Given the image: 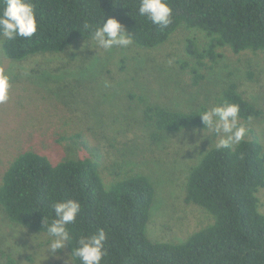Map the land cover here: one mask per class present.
I'll return each mask as SVG.
<instances>
[{
  "label": "trees",
  "instance_id": "trees-1",
  "mask_svg": "<svg viewBox=\"0 0 264 264\" xmlns=\"http://www.w3.org/2000/svg\"><path fill=\"white\" fill-rule=\"evenodd\" d=\"M39 28L31 38L0 37L5 56L24 61L39 54H59L100 26L103 17L116 18L134 37L133 43L154 49L167 43L180 29L201 32L189 39L187 53L193 59L183 68L193 74L198 86L205 76L206 60L222 57L219 50L234 53H264V0H168L172 23L153 25L139 15L140 0H33ZM87 25V27H85ZM223 101L240 106V121L262 117L263 112L228 85L213 100L192 111H178L146 104L144 120L154 129L152 139L205 126L199 114ZM264 188V145L247 133L244 141L230 148L213 147L191 168L186 202L206 210L213 223L183 243H160L149 239L147 229L155 203L154 183L134 174L112 183L103 178L91 159L66 160L53 164L36 152L19 155L7 170L0 188V206L9 220L47 235L45 217L55 218L52 205L78 200L81 211L69 225L73 236L69 253L81 235L103 228L108 239L102 264H264V214L259 192ZM72 264H81L72 257Z\"/></svg>",
  "mask_w": 264,
  "mask_h": 264
},
{
  "label": "rangeland",
  "instance_id": "rangeland-1",
  "mask_svg": "<svg viewBox=\"0 0 264 264\" xmlns=\"http://www.w3.org/2000/svg\"><path fill=\"white\" fill-rule=\"evenodd\" d=\"M205 43L201 32L178 30L164 45L145 49H94L79 40L59 54L24 61L8 59L0 42V69L11 75L10 100L0 105V188L14 160L32 151L53 164L91 159L106 182L134 174L147 176L156 198L147 229L149 239L183 243L213 223L203 208L186 202L191 168L216 145L214 133L190 129L152 139L143 118L146 104L178 111L212 106L223 89L235 84L262 110L259 119L240 121L264 145V53H234L225 47L217 63L206 60L198 86L189 39ZM110 86H105V84ZM247 136V135H246ZM264 214V188L259 192ZM49 237L9 220L0 206V264H72L67 247L47 253Z\"/></svg>",
  "mask_w": 264,
  "mask_h": 264
},
{
  "label": "clouds",
  "instance_id": "clouds-1",
  "mask_svg": "<svg viewBox=\"0 0 264 264\" xmlns=\"http://www.w3.org/2000/svg\"><path fill=\"white\" fill-rule=\"evenodd\" d=\"M139 15L146 17L153 25L167 27L172 23V8L168 0H140ZM87 27V25H85ZM35 4L33 0H0V37L8 40L19 38L31 39L38 31ZM90 45L94 49L127 48L133 43L134 37L130 35L125 26L116 18L103 17L100 26L90 33ZM105 86H110L107 83ZM11 75L0 69V105L10 100ZM205 129L214 133L217 140V150L230 148L233 144L244 141L248 129L240 123V106L236 103L223 101L216 106L199 114ZM204 136L205 130H204ZM55 218L48 222L45 217L44 225L47 226L49 243L47 253L56 255L72 244L73 236L69 225L76 222L81 211L78 200L69 199L55 202L52 205ZM108 235L103 228L91 235H81L77 246L69 254L70 258H79L81 264H102L105 257V242ZM69 261V260H68ZM66 261V264H68Z\"/></svg>",
  "mask_w": 264,
  "mask_h": 264
}]
</instances>
